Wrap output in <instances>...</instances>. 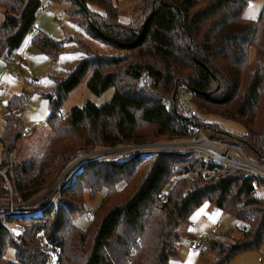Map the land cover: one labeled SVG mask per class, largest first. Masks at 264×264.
<instances>
[{
  "label": "trees",
  "instance_id": "16d2710c",
  "mask_svg": "<svg viewBox=\"0 0 264 264\" xmlns=\"http://www.w3.org/2000/svg\"><path fill=\"white\" fill-rule=\"evenodd\" d=\"M49 1L69 3L71 21L90 39L137 56L95 54L83 40H55L39 29L32 36V44L54 61L67 52L68 43L85 56L66 76L50 77L53 89L45 96L50 137L27 163L17 156L28 132L21 115L32 93L8 101L0 139L2 162L9 164L15 156L14 168L7 174L19 200L35 197L57 181L74 159L97 148L139 147L161 138L183 140L197 135L198 129L217 141L232 135L197 122L189 112L190 103L182 101L185 94L193 105L200 102L202 110L206 104L235 103L234 111L224 117L248 127L239 146L264 165V9L252 20L245 16L248 0H144L146 13L151 11L135 29L119 23L117 0ZM0 5L4 12L0 57L7 58L31 34L45 6L44 0H0ZM124 62L130 82L120 79L118 70ZM85 79L97 96L114 88L113 97L102 106L88 101L62 115L64 102ZM207 171H212L211 165L178 152L94 160L64 188L60 206L52 203L40 216L21 220L27 227L22 245L0 221V264H50L42 250L44 242L62 251L61 264H170L179 252L180 229L205 203L245 226L244 237L230 246L223 244L222 230V242L211 245L216 255L210 264H229L261 247L264 197L257 196L245 174L207 179ZM6 193L0 186V195ZM102 193L93 220L80 229L74 221L86 212V195L95 201ZM97 216L100 220L94 228ZM10 248L16 251L15 261L7 256Z\"/></svg>",
  "mask_w": 264,
  "mask_h": 264
},
{
  "label": "rangeland",
  "instance_id": "374dc122",
  "mask_svg": "<svg viewBox=\"0 0 264 264\" xmlns=\"http://www.w3.org/2000/svg\"><path fill=\"white\" fill-rule=\"evenodd\" d=\"M250 7L247 9L245 16L248 19L255 20L262 10L264 9V0H248ZM50 3L47 0H44L45 9L40 15L37 17L35 26L43 33H47L51 38L55 40H64L67 38H72L74 40L79 39L83 40L84 43L89 47V50L95 54H102L103 56H111V57H132L135 58L137 53L135 52H124V51H117L110 47L109 45H104L94 39H90L86 32L79 26L75 25L69 15L68 12L70 11L71 7L70 4L67 2L61 3H52L50 7H47V4ZM117 7L119 9V23L121 24H128L133 28H137L138 26L142 25L143 21H145L147 15L151 11V8L145 11L144 7V0H117L116 1ZM92 10L102 13V10L98 7L91 6ZM4 21V12L0 5V26L1 23ZM1 28V27H0ZM29 40V39H28ZM67 45V52L72 53L78 51V47L75 44L68 43ZM80 55H84L82 52L78 51ZM15 54V53H14ZM65 54V53H63ZM56 61L52 60L49 56H46L43 53V59L46 62L40 63L38 60H32V63L28 64L27 66H23V62L20 58H18L23 66L22 73L17 75V77L13 76V74L8 73L7 77L2 82V89L0 90V97H1V105H0V139L4 134V129L6 126L5 123V111L6 106L8 105V101L13 97L17 96L18 94L23 93H32V97L30 99V104L26 107V109L22 112L23 121L25 123L26 131L32 132L34 127L36 128V132L34 134H27L20 142V148L18 151V161L22 163H27L35 156H37L43 145L48 141L50 137L51 130L48 128V115H49V101L45 98L48 93L52 92L53 87L46 82L49 74L52 73V70H57L61 74H63L70 64V61L74 58L73 56L63 55ZM255 55V50L252 52V57ZM85 56V55H84ZM17 57V55H16ZM128 63H123V65L119 68V73L121 74L120 79L123 82H130L128 76L125 74L126 67ZM111 72H116V70L111 69ZM63 76H66L63 75ZM61 77V76H58ZM182 90H180L181 93ZM115 93L114 88H110L101 96H97L92 93L87 85V79L83 80L77 88L69 95L62 107V115L68 116L71 110L75 107H82L88 101L94 102L97 106H102L108 103L109 100L113 97ZM185 102H189V110L191 115H195L197 117V122L202 125H211V127L219 128L220 130L225 131L226 133H231L228 139H223L222 142L226 144H231L237 146L242 152L243 155H248L250 158V153L246 152L239 146V142L243 135L248 133V127L245 124L240 122H236L232 119H227L224 117V114L232 113L234 110V104L227 105V106H216L214 104H206L205 108L202 110L198 108L200 102H196V104L191 103V97L185 94L182 96ZM180 104V102H178ZM199 103V104H198ZM197 105V106H196ZM188 109V107H187ZM209 134V132H207ZM161 142H169L171 139H158ZM176 140V139H173ZM172 141V140H171ZM132 149H129V146H119L117 148H97L93 157L97 158H122L124 156H128L131 153ZM146 155V154H145ZM84 156V155H82ZM74 159L76 161L80 157ZM252 158V157H251ZM253 159V158H252ZM3 160V147L0 143V163ZM254 160V159H253ZM73 161V162H74ZM255 161V160H254ZM72 162V163H73ZM258 163L257 161H255ZM260 163V162H259ZM258 163V164H259ZM148 166V163L145 164ZM58 181V180H57ZM55 181L52 185L50 184L47 188L41 190L36 196L34 197L32 202H35L38 197L40 199L48 196V193L51 191L48 199L54 194V186L56 184ZM64 190V189H63ZM63 192V191H62ZM103 193L99 194L95 201L89 199L88 195L85 197V205H86V212L77 216L75 218V225L81 228H86L90 223H86V215L91 211L94 212L98 203L100 202L101 198L103 197ZM16 196V195H15ZM257 196L264 197V188H261L257 192ZM18 199V197H16ZM47 200V199H46ZM99 216L96 218V222L92 225V227L96 228V225L99 222ZM202 223V224H201ZM200 225L194 230V227H190L187 230V236L189 237H198L201 233L203 234H210L214 223L212 221H201ZM221 224L222 234L224 236V245L230 246L231 243L235 242L236 240H240L244 237V225L241 224L233 215L226 214L223 218L219 221ZM212 247V246H211ZM210 247V248H211ZM206 249L203 256V264H210L214 261L215 253L211 251V249ZM8 258L10 260L15 261L16 258V251L13 248L8 249ZM21 264V263H16ZM229 264H264V241L259 249L247 251L244 254L236 256L232 259V262Z\"/></svg>",
  "mask_w": 264,
  "mask_h": 264
},
{
  "label": "built area",
  "instance_id": "2783aa9c",
  "mask_svg": "<svg viewBox=\"0 0 264 264\" xmlns=\"http://www.w3.org/2000/svg\"><path fill=\"white\" fill-rule=\"evenodd\" d=\"M36 32V28L31 30L32 35ZM5 66L9 68L13 76L21 74L22 63L16 57V54L9 55L6 58ZM197 132L198 134L194 137L183 140L176 139L169 142L154 141V143L139 145V147H129V149L134 150L129 155L139 152L142 155H151L157 152L185 153L189 156L190 160H200L212 166V171L205 173L204 177L207 179L228 178L230 175L240 172L252 180L256 192L263 188L264 165L256 163L248 155H243V152L237 146L209 139L202 129H198ZM93 154L80 157L65 169L53 188L54 194L51 198L48 199L50 191L48 196L42 199L38 197L35 202L31 201L34 197L27 201L16 199L12 182L7 174L8 171L14 168L16 163L15 156L11 155L9 164L0 163V186L7 192L6 195H0V221L4 222L5 226L9 228L17 245L24 243L27 234V227L21 220L40 216L45 207L50 206L52 203L60 206L63 189L77 177V174L85 165L94 162V160L102 159L93 157L95 156ZM161 198L163 199L164 197L162 196ZM93 214L94 212L90 210L85 217L86 223H90L93 220ZM222 240L221 224L218 222L210 234L201 233L188 246L191 251L202 254L206 249L211 247L213 242L221 243ZM42 250L48 255L50 264H61V250L56 249L47 242L43 243Z\"/></svg>",
  "mask_w": 264,
  "mask_h": 264
},
{
  "label": "crops",
  "instance_id": "0c3cea01",
  "mask_svg": "<svg viewBox=\"0 0 264 264\" xmlns=\"http://www.w3.org/2000/svg\"><path fill=\"white\" fill-rule=\"evenodd\" d=\"M47 1H49V0H47ZM51 5H52V3L50 2L47 4V7H50ZM34 26H35V24H34ZM34 28H36V30H38V28L36 26ZM32 34L33 33L29 34V36L23 41L22 46L15 52L17 57L20 58L21 61L23 62V66H27L28 64L32 63V60H31L32 58H33V60L34 59L38 60L40 63L46 62V60H44L42 58L43 53L41 51H39L32 44V41H31V38L33 36ZM63 55L73 56L74 58L70 61V64L65 69L66 71L63 74H61L57 70H54V71L52 70V73L48 75L49 77L47 79H45L46 82H48L51 86L53 85L52 80L50 78L51 76H61L62 77L63 75L67 74L68 69L73 64H75L78 59H82V56H83V55H80L78 53V51L72 52V53L71 52L65 53ZM5 60H6V57H4V56L0 57V90L2 89L1 86H2L3 80L7 77L8 73H11L9 68H6V66H5ZM23 66H22V70H23ZM22 70H21V73H22ZM15 77H17V76H15ZM0 101H1V97H0ZM0 105H1V102H0ZM224 215H225L224 211L214 207L210 203H205L197 211H195L191 215L192 217L189 219L187 225L185 227H183L182 229H180L181 241L178 243V246L180 247L179 252H178V255L170 261L171 262L170 264H203L202 259H203L204 255L200 254L198 252L191 251L189 246H188L190 244V242L193 241L194 239H196L197 237H194V236L188 237L187 236V230L190 227H194V230H195L197 228V226L200 225L199 223H201V221H212V223H214V226H215L216 223H218L223 218ZM213 227H212V229H213ZM212 229H211V232H212ZM204 252H206V251H204Z\"/></svg>",
  "mask_w": 264,
  "mask_h": 264
}]
</instances>
